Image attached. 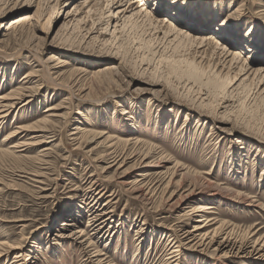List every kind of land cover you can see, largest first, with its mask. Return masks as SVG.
Here are the masks:
<instances>
[{
    "label": "rangeland",
    "instance_id": "rangeland-1",
    "mask_svg": "<svg viewBox=\"0 0 264 264\" xmlns=\"http://www.w3.org/2000/svg\"><path fill=\"white\" fill-rule=\"evenodd\" d=\"M96 2L0 0V96L40 87L0 125V243L23 245L19 262L30 264H170L175 237L197 223L182 210L198 204L213 227L264 237V0H203L184 27L157 15L158 0ZM164 17L176 26L168 38L164 22L154 34ZM207 34L220 40L209 53L242 52L252 71L195 60L191 45ZM19 126L30 130L6 139ZM179 252V264H212Z\"/></svg>",
    "mask_w": 264,
    "mask_h": 264
},
{
    "label": "bare ground",
    "instance_id": "bare-ground-1",
    "mask_svg": "<svg viewBox=\"0 0 264 264\" xmlns=\"http://www.w3.org/2000/svg\"><path fill=\"white\" fill-rule=\"evenodd\" d=\"M97 1L99 2L100 0H97ZM122 1L123 0H112V3L113 4H116V3L119 4ZM90 2H91V0H90ZM98 2H96L95 4H100ZM101 4H102V2H101ZM101 4H100V6H101ZM199 18H201V17L199 16ZM199 18L196 17L195 19H199ZM24 21H26L25 17L22 16V15H19V16L15 17V18L11 19L7 23L8 25L4 29H5V31H12L14 28H17L20 25H22ZM167 21H168V19L165 18V17H164L163 20L160 21L161 26L159 24V26L157 27L158 30L154 33L155 35L156 34L158 35L160 33V30L162 29V23L164 22L166 24ZM163 26L165 27V29H167L166 31H164L163 38H168L173 33H175L174 30L171 28V27H173V28L176 27L174 22H169L166 25L163 24ZM166 26H167V28H166ZM186 32L187 31H183V34H185ZM187 33L189 34V32H187ZM202 42L204 44L201 45V46L202 47L204 46V47L207 48V49L202 50V51H200V47L201 46L195 45L193 47V45H191L192 52H190V53H192L193 58H195V60H197L199 58L201 59L200 61H198L199 63L200 62L202 63L203 61H205V63H207L209 65L212 64L213 65L212 67H214V68L215 67L216 68H220L219 71H225L226 70L225 71L226 75H229L232 72L233 76H235L237 74H241V72L247 73L248 71L251 70L250 66H246V65H244V63L241 64L240 62H238V59L241 58V55H242L241 53L242 52L236 51V52L232 53V52L227 50L225 52L221 51L220 53H213V54L209 53V51L211 49L218 48L217 44L220 43V40L216 37L215 34H207L206 37L202 38V41H200V42L198 41V43H202ZM180 46H182V45H180ZM197 54H199V55H197ZM36 72L37 71L25 73V75L22 77V80H25L24 82H28L29 80L33 79L34 77H37V73ZM49 75L51 76V73H49ZM49 75H47V76H49ZM50 76L47 77V78L51 79ZM186 77L189 78V79L193 78L194 80H196V78L193 77L192 73L191 74H187ZM39 89H40V87H38L37 85L34 86V87H31V88H29V87L26 88V86H20V87H17L15 89L11 90V93H8V94L0 96V125L3 123L4 119L6 118V116H8V111L11 108L15 107L19 100H24L25 98H27L26 101H24V104H26L27 102H29L30 97H32L33 94ZM56 109L57 108L54 107V106H46L45 109L43 110V112H51V111L56 110ZM49 116L43 118L41 121L37 122L35 125H37V124L38 125H43L44 122L46 123L47 118ZM51 116H57V115H53L52 114ZM60 117H62V116H60ZM19 128L21 130L17 131ZM74 128L77 130L76 131L77 135L81 134L79 138L83 137V135H82L83 132H82L81 126H75ZM28 130H30V129H28L27 127H22V126L20 127L19 126L16 129H14L12 132H10L6 136V139H11L12 137L17 136V134H19L20 132L28 131ZM48 137H50V136H48ZM26 144L28 145L29 143H24L23 145H26ZM23 145L22 144H17V145H13V147H20V146H23ZM148 154L149 153L147 152L146 154H144V156L146 157ZM154 163H156V162H154ZM144 166L148 167V166H151V165L148 162V163H145ZM155 166H156V164H155ZM38 182H40V181H38ZM139 191H140V189H139ZM139 194H141V192ZM92 195H93V193H92ZM183 196L184 197H182V199L184 198L185 202L189 201L190 198H191L190 197L191 193H186ZM237 196L241 197L240 194H237ZM186 208L187 207L183 208L181 215L184 216V219L191 218V217L197 218L196 219L197 223L196 224L193 223L194 225H192V228H190V229L188 228V229L183 230V232L180 234L181 238L178 239L177 237H175L176 241L170 247L171 253L172 254L174 253L173 256L168 258V260H171L170 264H179L180 260H179L178 256L181 253V252H179L180 248H181V250L182 249H188V250H191V251L204 253V257L209 259L212 262V264H233L230 261V258L232 256H236L237 258L242 260V263H244V264L249 263V261H251V260H255V259L258 260L260 258H264V237L258 236L256 238H254V236L256 235V231L253 230L251 226L247 227L246 229H243L242 234H241L242 236L241 237L239 236V238H237L235 235H233V229H231V228H230V230H225L226 228L222 229V223H219V225L215 226V227L212 226L215 223V222H213L214 218H208L209 216H206L207 214H204V213H209L210 212V211H208V209H210V207H207L204 204L203 205L202 204H198V205L193 206V207L191 206L190 210H188L189 208L188 209H186ZM205 211H207V212H205ZM79 212L80 211L77 208L69 211L68 212V216H71L72 219L71 218H67V220H63L61 222V224H60L61 226L59 227V229L57 228L56 230L60 231V230H64L65 227L66 228L70 227L71 226L70 221L75 220V219H73V216H77L78 217V215H79L78 213ZM210 227H213V228L210 229ZM61 233L55 235V236H57L59 238V239H57V241H60V237L71 238L72 236H74L77 233L80 236L83 234V232L81 230H76L74 233L70 232V234H68L66 236L61 234ZM2 246L4 248L2 249L3 254L0 253V258L2 256H6L7 254H12L13 253L14 259L10 262V264H25L26 263V261L25 262H19V260H20L19 257L22 256V251L24 249L23 245H21V244L19 245L18 242H13V243L2 242V243H0V248H2ZM14 250H16V251L13 252ZM32 254H33V256H32ZM34 255H35L34 251L31 250L30 253L28 254V256L26 257V259L27 260L33 259ZM97 255L98 254L93 255V256H97ZM30 262H28L26 264H30Z\"/></svg>",
    "mask_w": 264,
    "mask_h": 264
},
{
    "label": "snow or ice",
    "instance_id": "snow-or-ice-1",
    "mask_svg": "<svg viewBox=\"0 0 264 264\" xmlns=\"http://www.w3.org/2000/svg\"><path fill=\"white\" fill-rule=\"evenodd\" d=\"M203 7V0H185L181 3L180 0L170 2V0H158L156 13L157 15L166 16L175 21L179 26H186V21L199 17ZM175 10V15L172 10ZM225 43H228L227 37H222Z\"/></svg>",
    "mask_w": 264,
    "mask_h": 264
}]
</instances>
